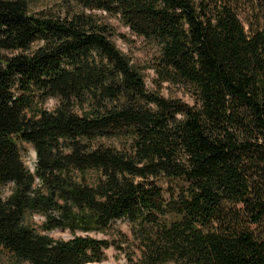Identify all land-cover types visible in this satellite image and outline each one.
Here are the masks:
<instances>
[{
  "label": "trees",
  "instance_id": "obj_1",
  "mask_svg": "<svg viewBox=\"0 0 264 264\" xmlns=\"http://www.w3.org/2000/svg\"><path fill=\"white\" fill-rule=\"evenodd\" d=\"M64 1L0 0V246L22 264L101 262L134 243L78 232L128 219L134 264H264V0ZM96 10L156 46L154 88ZM162 177L182 182L168 199Z\"/></svg>",
  "mask_w": 264,
  "mask_h": 264
},
{
  "label": "rangeland",
  "instance_id": "obj_2",
  "mask_svg": "<svg viewBox=\"0 0 264 264\" xmlns=\"http://www.w3.org/2000/svg\"><path fill=\"white\" fill-rule=\"evenodd\" d=\"M30 6V9L34 12L40 11H49L53 13H59L64 15L67 13L71 7L67 5L64 0H27ZM77 8L76 6H73ZM90 12V11H88ZM95 14L105 19L107 22L111 23L119 33L114 37V40L117 46L124 51L127 55L132 58V60L142 66H146L145 75L147 84L150 87L154 88L153 79L156 76V73L153 68H149L152 64V59L157 53V48L155 45L149 43L144 37L138 36L131 32L130 28L123 23L119 16L111 15L105 11L96 10ZM162 92L167 97L180 98L185 102L190 104H194L195 100L185 88L173 85L168 82L163 84ZM57 104V100L49 99L45 104L49 109H53ZM20 151L25 164L31 168L32 170L35 167L36 155L35 149L32 145L28 143L20 144ZM37 153V152H36ZM159 185L163 189V195L166 199L170 197V190L175 189L182 182L179 180L169 179L162 177L158 180ZM11 186H6L0 189L3 196H8L11 191ZM44 220V216L40 214H32L28 216V221L32 225H34L38 230L42 231L41 225ZM47 234L55 237V238H64L69 239L73 237L72 232L69 229H54L46 232ZM120 233L127 234V237L131 239L132 244L131 247L127 246L126 243L123 244L125 250L117 249L115 245H111L109 248L105 250L106 257L101 262H94L88 264H134L132 260H130L126 251H132L133 249L136 251V255L133 259L138 261L139 256L141 255L138 250L135 242H133V231L130 226V222L128 219H121L112 222L110 227L103 231H92L89 233H83L81 231L78 234H89L96 238L100 239H114L117 242H122V238L120 237ZM128 239V238H127ZM0 264H22L15 260L13 255L0 246ZM167 264H175L173 262Z\"/></svg>",
  "mask_w": 264,
  "mask_h": 264
},
{
  "label": "water",
  "instance_id": "obj_3",
  "mask_svg": "<svg viewBox=\"0 0 264 264\" xmlns=\"http://www.w3.org/2000/svg\"><path fill=\"white\" fill-rule=\"evenodd\" d=\"M35 155L37 156V153H36V151H35Z\"/></svg>",
  "mask_w": 264,
  "mask_h": 264
}]
</instances>
